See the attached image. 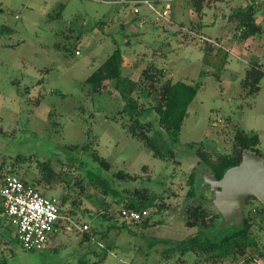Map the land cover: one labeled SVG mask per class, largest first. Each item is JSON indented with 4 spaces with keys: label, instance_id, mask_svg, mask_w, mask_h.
Masks as SVG:
<instances>
[{
    "label": "rangeland",
    "instance_id": "obj_1",
    "mask_svg": "<svg viewBox=\"0 0 264 264\" xmlns=\"http://www.w3.org/2000/svg\"><path fill=\"white\" fill-rule=\"evenodd\" d=\"M252 1H215L200 17L187 0H164L157 8L169 3L171 9L161 17L141 0H0L1 170L16 168L13 174L60 201L69 195L62 203L66 223L41 250H25L9 217L0 214V264H264V211L255 220L252 241L259 248L249 249V263L175 251L200 230L186 224L187 209L196 205L187 199L189 175L195 167L201 186L209 171L189 145L203 142L206 150L230 153L238 130L256 132L264 159V77L252 94L243 86L253 64L264 70V9L256 13L263 34L246 40L228 17ZM117 47L125 58L123 75L138 79L153 60L166 70L163 80L200 84L179 141L168 144L174 157H155L128 132L124 101L112 85L93 92L85 83ZM141 119L157 122V114ZM85 143L86 151L70 148ZM95 151L111 166L96 160ZM143 188L161 194L162 208L149 206L146 224L122 227L127 196ZM203 194L200 201L211 206L210 188ZM69 209L73 215L65 213ZM86 232L91 240H82ZM110 243L105 259L95 254L103 255Z\"/></svg>",
    "mask_w": 264,
    "mask_h": 264
},
{
    "label": "trees",
    "instance_id": "obj_2",
    "mask_svg": "<svg viewBox=\"0 0 264 264\" xmlns=\"http://www.w3.org/2000/svg\"><path fill=\"white\" fill-rule=\"evenodd\" d=\"M161 1L164 0H154L155 4H159ZM215 1L218 2L220 0H187L188 4L200 15V17H202L205 7ZM136 6H139V2H137ZM134 9V14L139 15L140 13L135 12ZM263 9L264 1L257 2L254 0L249 2L246 6L233 8L231 13H229L228 17L230 21L237 22L236 30L243 40L263 34V27L261 23H258L256 16L257 11ZM133 19H137V16ZM200 22L199 26H202L203 24ZM206 48L211 49L212 47L206 45ZM77 50L79 49H76L75 53ZM124 62L125 58L123 52L120 47H117L106 61L87 77L85 83L91 86L93 92H100L103 88L112 85L124 101V105L120 112L127 116L124 125L128 132L141 140L145 146L152 151L155 157L161 159L174 157V150L168 147V144L169 142L177 143L179 141L182 126L188 115V108L196 97L200 84H191L182 80L173 81L170 78L163 80L167 74L166 70L153 60L147 62L139 78L134 79L130 76L123 75L122 69ZM135 65L136 63H134V66ZM263 77L264 70L261 66L259 64H253L247 71L246 77L243 80V86L248 88V93L252 94L259 89V82ZM150 111H154L157 114V122H154L152 119H141L143 115ZM259 142L260 138L256 132L238 130L234 136V148L230 153H218L206 150L203 142L197 145L191 143L189 146L191 148L196 147V152L201 157V161L206 162L209 171L212 172L217 179H220L228 168L241 162L244 151L253 150L260 155L258 149ZM88 145V143L75 144L71 145L70 148L73 150L86 151ZM92 154L94 158L106 168L111 166V164L96 151ZM1 169L2 167L0 166V170ZM45 169L46 171L43 174V178L46 181V179L50 178L49 171H52V169L49 168V166ZM16 171L17 169L14 168L7 172L4 170L0 172V188L4 184L7 175L16 173ZM129 177L136 179V177ZM21 179L24 180V178ZM24 181L27 182L26 180ZM200 183L201 182L197 183L196 168L194 167L187 180V184L189 185L187 199L194 200L196 205L187 209L188 217L186 224L190 227L198 226L200 230L188 239L177 243L175 251H179L182 254L193 251L204 257L207 261L213 262L226 261L228 259H231L232 262H251L254 257L250 255L249 249L254 246L258 247V241H252V237L257 235L254 230L256 225L255 220L264 211V205L262 204V207H254L253 200H258V198L253 195L249 196L246 203L251 206L248 212L245 213L241 225H224L223 221L221 225H216V218H222V215L217 213L213 218L214 214L212 213V208L215 209V207L212 204L211 206L203 205L202 201H198L197 197ZM31 185L39 190L34 184ZM68 196V193L64 194V197ZM64 197L61 201V217L57 223L58 227L64 226L66 223V216H64V210L62 208V203L64 204L66 202V198ZM159 197H162L161 194L158 195L154 191L144 188L133 191V194L130 192L127 196L125 205L120 210L121 215L124 209L141 212L145 209L148 210V207L154 204L161 209L162 205L158 203ZM201 197L202 200H204V194H202ZM75 205L76 203L73 204V206ZM74 212L73 209H69L65 213L73 215ZM1 213H4V207L2 198L0 197V214ZM148 216L149 214L140 220H129L124 218L122 227H126L127 224L130 223L140 225L139 223L141 222L146 224ZM15 229L17 239L20 242L17 228L15 227ZM221 230L225 232L212 235V233H219ZM82 240H91V235L86 232ZM111 247L112 244L110 243L108 247H106L107 250L103 255H99L97 252H95V254L101 257V259H105L110 250H112ZM260 255L261 257L264 256L262 252ZM100 261L101 260L97 261L95 264H100Z\"/></svg>",
    "mask_w": 264,
    "mask_h": 264
},
{
    "label": "built area",
    "instance_id": "obj_3",
    "mask_svg": "<svg viewBox=\"0 0 264 264\" xmlns=\"http://www.w3.org/2000/svg\"><path fill=\"white\" fill-rule=\"evenodd\" d=\"M141 2L161 17H167L170 13L169 3L160 11L151 0ZM134 11L140 12V7L135 6ZM76 54H80V51L77 50ZM0 197L4 214L17 228L23 248L29 251L44 249L59 231L57 223L61 217V201L54 196H47L15 174L5 178L0 188ZM148 214L147 209L141 212L128 209L122 211L123 217L129 220H140ZM84 227L88 229V225Z\"/></svg>",
    "mask_w": 264,
    "mask_h": 264
},
{
    "label": "water",
    "instance_id": "obj_4",
    "mask_svg": "<svg viewBox=\"0 0 264 264\" xmlns=\"http://www.w3.org/2000/svg\"><path fill=\"white\" fill-rule=\"evenodd\" d=\"M206 186L214 195L211 204L222 215L224 225L239 226L249 196H256L264 205V159L255 151L246 150L241 162L228 168L220 179L204 171L198 201Z\"/></svg>",
    "mask_w": 264,
    "mask_h": 264
},
{
    "label": "crops",
    "instance_id": "obj_5",
    "mask_svg": "<svg viewBox=\"0 0 264 264\" xmlns=\"http://www.w3.org/2000/svg\"><path fill=\"white\" fill-rule=\"evenodd\" d=\"M142 26V25H141ZM142 30H140V31H138L137 33H138V35H140V34H142L143 33V31H142V33H140ZM131 66H134V64H131Z\"/></svg>",
    "mask_w": 264,
    "mask_h": 264
},
{
    "label": "flooded vegetation",
    "instance_id": "obj_6",
    "mask_svg": "<svg viewBox=\"0 0 264 264\" xmlns=\"http://www.w3.org/2000/svg\"><path fill=\"white\" fill-rule=\"evenodd\" d=\"M208 187V189H209V186H207ZM223 221V220H222Z\"/></svg>",
    "mask_w": 264,
    "mask_h": 264
}]
</instances>
